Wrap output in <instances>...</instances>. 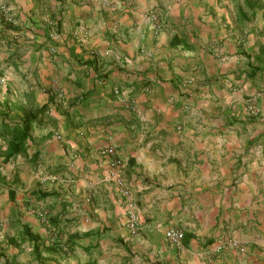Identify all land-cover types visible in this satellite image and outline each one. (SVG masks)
Masks as SVG:
<instances>
[{
  "label": "crops",
  "instance_id": "obj_1",
  "mask_svg": "<svg viewBox=\"0 0 264 264\" xmlns=\"http://www.w3.org/2000/svg\"><path fill=\"white\" fill-rule=\"evenodd\" d=\"M260 1L252 18L243 0H0L14 19H0V114L50 110L26 156L0 155V264H264ZM108 147L124 164L134 236L103 180Z\"/></svg>",
  "mask_w": 264,
  "mask_h": 264
},
{
  "label": "built area",
  "instance_id": "obj_2",
  "mask_svg": "<svg viewBox=\"0 0 264 264\" xmlns=\"http://www.w3.org/2000/svg\"><path fill=\"white\" fill-rule=\"evenodd\" d=\"M149 21L153 24V28L155 31L160 29L158 17L155 14L149 15ZM0 19L6 25L14 24V19L10 13L9 8L6 5L0 6ZM91 58L99 57L100 54L98 51H91L89 53ZM105 55H111L117 61H126V58L122 56L115 55L113 53L105 52ZM6 80L4 77H0V87L5 85ZM114 94L117 96L119 104L128 112H134L136 110L135 101L131 98L124 96L118 89H114ZM263 94V92H259L251 97L247 101V114L250 117H255L259 115V109L256 106V100ZM50 110L47 111V114ZM58 140L61 139L59 135H56ZM103 155L113 156L112 160L110 161L109 167L112 170V173L109 177H104L103 180H107V178L112 179L115 183L117 188L118 194L126 203V227L128 232L131 236L136 235L139 229V219L135 213V203L132 199L131 192L126 185L124 178L122 176V169L124 167L123 161L115 156V149L113 147H108L102 151ZM41 220L45 221L46 217L44 215H40ZM165 241L167 244L172 248H178L182 245L184 240V233L179 229L169 228L165 231L164 234ZM227 245L232 247H238V244L235 241H229ZM226 245L223 243H219L216 248L215 252H221L225 248Z\"/></svg>",
  "mask_w": 264,
  "mask_h": 264
},
{
  "label": "trees",
  "instance_id": "obj_3",
  "mask_svg": "<svg viewBox=\"0 0 264 264\" xmlns=\"http://www.w3.org/2000/svg\"><path fill=\"white\" fill-rule=\"evenodd\" d=\"M243 2L244 6L251 13L252 18L257 10L263 8V3L260 0H243ZM244 18H247L246 15ZM14 109L17 111V114L15 113L13 116H9L8 113L0 114L2 120L5 122L0 128V137L7 139L5 151H0V155L4 158V161H8L18 155H27V146L31 138V132L42 124L44 116L48 111L46 106H42L33 112H25L20 106H14ZM10 196L13 199L12 192Z\"/></svg>",
  "mask_w": 264,
  "mask_h": 264
}]
</instances>
